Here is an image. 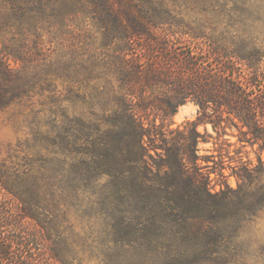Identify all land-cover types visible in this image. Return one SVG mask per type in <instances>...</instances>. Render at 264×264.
Returning a JSON list of instances; mask_svg holds the SVG:
<instances>
[{
  "label": "trees",
  "instance_id": "1",
  "mask_svg": "<svg viewBox=\"0 0 264 264\" xmlns=\"http://www.w3.org/2000/svg\"><path fill=\"white\" fill-rule=\"evenodd\" d=\"M165 4L0 0V112L47 91L51 152L84 156L79 165L110 179L113 197L138 216L127 240L146 250L163 248V264H182L169 253L187 258L192 252L209 264L231 262L238 250L237 263L249 264L242 256L251 249L249 233L243 235L264 192L228 200L224 168L211 172L199 154L207 142L199 126L211 124L217 133L231 126L242 144L264 142V96L254 92L264 81L263 60L230 51L212 31L178 24ZM59 81L67 85L65 95ZM190 101L199 106L197 120L173 128L168 120ZM240 162L235 176L251 182L257 166ZM258 163L264 164L262 156ZM79 165L71 173L84 176ZM213 173L221 178L219 191L211 187ZM19 177L0 171V193L16 205L0 207V230L9 234L0 239V261L56 264L60 251L54 245L51 255L44 252L42 238L26 226L44 231L34 203L43 205L46 218L50 206L36 185ZM49 188L54 197L57 185ZM167 226L178 232L163 234ZM17 247L25 254L16 262Z\"/></svg>",
  "mask_w": 264,
  "mask_h": 264
},
{
  "label": "rangeland",
  "instance_id": "2",
  "mask_svg": "<svg viewBox=\"0 0 264 264\" xmlns=\"http://www.w3.org/2000/svg\"><path fill=\"white\" fill-rule=\"evenodd\" d=\"M165 2V5L172 9L178 24L212 31V36L222 39L230 51L254 55L255 59L262 58L261 65L264 67V0ZM11 66L17 68L13 62ZM95 83L92 82L93 85ZM256 85L254 92L264 96V81H258ZM65 86L67 85L58 82L59 90L64 95L67 92ZM48 98L47 91L37 90L32 97L7 111L0 112V171H6L13 177L18 175L20 181L28 179L31 184L36 185L34 190L39 191L40 197L46 198L47 207L50 206L46 218L43 205L34 203V208L44 218L41 220L44 231L41 229L39 232L33 223L26 225L30 231L36 230L42 238L41 249L51 255L55 245L60 251V260L56 258V264L165 263L163 248L146 250V247L127 240L130 239L128 235L132 233L131 225L138 222V216L131 212L126 204L113 197L110 179H100L91 170H86V166L79 165L87 160L84 156L77 155L73 159V156L64 155L60 150L51 152V147H48L46 142L49 120L48 116H44L50 107ZM37 112L41 115L36 116ZM198 114L199 106L190 101L182 105L177 114L168 121L173 128L184 127L188 122L196 121ZM199 131L207 141L199 144V154L209 161L211 172L224 168L229 187L225 188L228 200L239 203L244 195L252 196L253 192L260 188L262 191L258 192H264V164L258 163V156H262L264 160V142L260 141L254 145L242 144L239 142V131L231 126L220 128L217 133L211 124L200 125ZM248 159L253 160L257 166L251 182L242 181L234 174L240 173V161ZM76 165L83 169L80 174L84 176H75L79 174L75 170L71 173ZM66 176L68 177L63 185ZM211 179L213 191H219L218 181L221 178L213 173ZM49 183L57 185L54 197ZM239 185L242 186L243 192H239ZM18 187L23 189L20 185ZM259 202L255 222L248 226L243 235L244 237L249 233L247 237L251 249L242 254L249 264H264V200ZM2 206L12 211L16 205L13 206L0 193V207ZM173 226L164 227L162 233L170 235L178 232ZM5 231L0 230L1 240L9 236ZM14 252L16 262L18 257L25 254V251L18 247ZM235 254L236 258L231 262V258H228L218 261V264H239V250ZM176 255L168 254L170 259H176L182 264H209L201 253H188L187 258ZM47 261L50 262L48 258ZM0 264L9 263L0 261Z\"/></svg>",
  "mask_w": 264,
  "mask_h": 264
}]
</instances>
